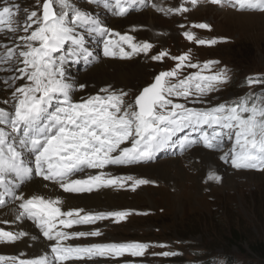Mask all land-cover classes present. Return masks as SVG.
I'll return each instance as SVG.
<instances>
[{"label":"snow or ice","instance_id":"1","mask_svg":"<svg viewBox=\"0 0 264 264\" xmlns=\"http://www.w3.org/2000/svg\"><path fill=\"white\" fill-rule=\"evenodd\" d=\"M102 6L112 15L124 17L134 0H88ZM185 2L193 7L201 0H182L178 7H152L165 15L189 12ZM221 8L227 6L238 13H264V0H207ZM23 12L24 35L20 15ZM183 27V25H181ZM210 29L207 23L194 25ZM87 29L103 37L104 55L130 58L148 54L154 45L137 42L127 33L113 32L99 17L74 0H37L32 10L17 0H0V32L12 34V39L0 43V83L10 95L0 101V208H11L19 230L0 227V244L27 243L38 236L25 230L23 223L32 221L49 242L50 252L29 258L0 254V264H68L69 261L91 260L93 257H133L145 255L149 244L141 242L92 243L73 245L68 241L97 237L101 231L72 230L76 225H93L111 218L120 222L129 215L127 210L106 212L86 211L62 196L46 193L45 183L37 186L35 177L51 182L65 193H85L102 187L135 190L154 183L132 175L118 176L105 171L110 166H127L150 161L169 145L179 143L183 150L194 144L207 149L223 150L220 157L238 170L264 171V90L247 92L243 96L207 107L206 98L230 80L229 70L217 67L219 61L193 63L190 53L172 56L174 67L160 71L151 84L144 87L134 101L129 95L111 86L97 94L74 100L73 83L64 73L65 57L57 55L70 45L68 55L91 53L84 46V36L77 29ZM118 37L112 39L111 37ZM192 41L194 35L184 32ZM223 39V38H220ZM198 45H215L217 38L196 39ZM127 45L131 51L124 47ZM167 51L152 55L153 61L168 56ZM185 68L195 69L187 75ZM17 81H23L17 86ZM249 86L264 84L262 77L247 78ZM80 88L85 85L80 84ZM183 99V103L178 102ZM189 129L182 138L177 133ZM195 134V135H193ZM226 144L230 147H225ZM86 170H96L86 173ZM209 181H220L214 171ZM6 214V215H7ZM9 223L7 219L0 221ZM27 238V239H26ZM164 257L175 252L155 253ZM224 264V261H220Z\"/></svg>","mask_w":264,"mask_h":264},{"label":"rangeland","instance_id":"2","mask_svg":"<svg viewBox=\"0 0 264 264\" xmlns=\"http://www.w3.org/2000/svg\"><path fill=\"white\" fill-rule=\"evenodd\" d=\"M17 2L22 5V8L27 7L29 10H32L37 4V0H17ZM39 2L42 4V0H39ZM181 2L182 0H134V6L130 7L129 12L124 17H117L102 6L89 3L88 0H74L76 5L89 11H95L94 14L113 32L127 33L134 37L137 42L147 41L154 45L148 54L140 53L130 58H121L119 55L105 56L104 49L100 48L103 37L101 38L95 33H89L87 29L78 28V33L84 36V46L91 55L86 59L83 56H69L70 45H66L62 52L57 53V55L65 57L63 66L69 67L68 72L73 75L71 83L74 85L72 92L74 100L79 101L89 96L102 94L101 89L111 86L113 89L127 92L129 95L126 100L132 102L143 87L152 83L155 75L175 66L177 61L171 59L172 56H179L184 53H190L193 63L200 62L202 64L205 61H219L217 67H226L230 74L228 83L222 85L218 91L209 94L206 98L207 104L193 105L189 103V107H207L209 104L215 105L231 101L249 91L259 93L264 90V84H253L251 86L247 84V78L249 77L264 78V13L259 11L238 13L227 6L221 8L211 5L207 0H201L195 7L190 2H185L189 12L182 15H165L152 7L153 3L165 9L178 7ZM150 13L158 16L157 23L152 20L149 22L145 17H142H148ZM24 19L23 12H21V31L15 34L17 38L19 35L25 34L23 32ZM199 23L209 24L210 29L194 27ZM184 32L193 33L194 39L189 41L184 36ZM12 38V34L0 32V43L9 42ZM111 38L118 39L114 36ZM211 38H217L218 42L211 46L198 45L195 42L196 39ZM124 47L127 51H131L127 45H124ZM161 51H167L169 55L161 61H153L151 56L157 55ZM95 59L99 61L115 59L121 62H136L142 65L145 68L143 69V77L137 79L140 81L138 82L141 88L133 89L137 87L136 84L131 85L132 88L131 86L128 88L115 87L113 79L105 85L91 81V78L85 76L89 75L90 64L92 63L93 66ZM191 71H195V69L185 68L183 74L187 75ZM3 75L5 73H0V76ZM22 82L17 81V86ZM80 84L85 85V87L80 88ZM1 91L0 101L10 95V90H5L2 83ZM178 102L183 103L184 101L180 99ZM0 107L6 106L0 103ZM188 132L190 130L185 129L177 133V139L182 138ZM225 147H230V145L226 144ZM195 149L212 152L224 168L221 173L213 169L214 165H208V168L200 172L197 169L190 168L188 173L192 175V180L197 172L201 174L200 177L198 176L196 188H194L196 184L194 180L184 182V185L187 184L185 185L187 188H183L172 185L173 182L170 181L168 184L166 181L159 179L158 175L159 178L154 179L155 177L138 172L140 165L145 167L158 163L163 164L166 160L171 159H178L176 161L179 166L187 168L188 164L192 162H200V158L191 154ZM223 154V150L207 149L202 144H194L182 150L179 143H176L158 151L150 161L127 166H110L105 169V171L118 176L132 175L137 178L143 176L144 179L154 181V183L140 185L135 190L130 187H102L94 189L92 192L65 193L58 186L53 189L51 182L43 181L41 177H35L34 179L41 183V187L45 183L49 184L47 190L42 189L46 193L54 191L59 196L62 193L69 196L96 194L101 198H104L105 193L111 195L124 194L127 200H133L135 203L134 208L84 207L81 205L80 208L86 211L127 210L129 215L118 223L109 218L98 220L93 225H76L72 230L91 231L98 228L101 235L79 238L68 241V243L83 245L141 242L150 245L145 250L144 256L133 257L130 253H125L120 257H93L91 260L73 261L68 264H220V261H224V264H264V258L254 251L256 245H253L258 243L264 235V171L235 169L230 162H225L220 158ZM211 170L220 176L219 182L206 179ZM95 171L86 170L85 174L89 172L94 174ZM225 173L230 174L231 179L225 177ZM144 192L150 193L152 199L154 198L153 200L156 202L152 203L146 197H142L141 193ZM163 192L166 193V197L162 198ZM180 193L184 198V205L175 202ZM8 208H0V216L3 213L2 210L6 209L8 211ZM9 216L6 215L7 220L10 221L8 224L0 222V227L5 230L13 227L11 221L14 220V216L11 214ZM0 221L3 220L0 219ZM23 227L31 234L34 233L33 235L39 236L38 240L31 241L28 239L27 243L0 244V254L19 255L24 253V258L31 257L40 251L35 249L34 243L37 241L44 244V252H50L49 242H46V239L32 221H25ZM234 231L238 235L235 239L231 236ZM163 251L175 252L177 255L168 257L154 255Z\"/></svg>","mask_w":264,"mask_h":264},{"label":"bare ground","instance_id":"3","mask_svg":"<svg viewBox=\"0 0 264 264\" xmlns=\"http://www.w3.org/2000/svg\"><path fill=\"white\" fill-rule=\"evenodd\" d=\"M133 5V4H132ZM93 14L94 12L91 11ZM95 15V14H94ZM149 16H142L145 17L147 21L150 22V20H152L154 23H157L156 20L158 19V16H156L155 14H148ZM96 16V15H95ZM136 19V18H135ZM119 20V19H118ZM140 20V19H139ZM115 21V20H114ZM126 22V21H125ZM141 23V22H140ZM109 24V23H108ZM130 24V23H129ZM144 24V23H143ZM118 25V24H117ZM107 26V25H106ZM126 26V25H125ZM132 26V25H131ZM108 27V26H107ZM117 27V26H116ZM136 28V27H135ZM150 29V28H149ZM150 34V33H149ZM153 35V34H152ZM145 36V35H144ZM139 37V36H138ZM141 37V36H140ZM139 37V38H140ZM142 40V39H141ZM99 58V57H98ZM71 60V59H70ZM96 61H94V65L92 66V63L90 64L91 66L89 67L90 70L88 71L89 75L85 76V77H89L91 78V81L96 82V83H100V84H106L108 83L111 79H113L114 83H115V87H121L123 86L124 88H128L133 84H136L137 87L133 88V89H139L141 88V86H139V79L138 77L142 78L143 77V66L139 65L138 63H128V62H121L120 60L117 61L115 59L112 60H102L99 61L98 59H95ZM141 63V62H140ZM143 64V63H142ZM64 67V73H65V77L69 82H72L71 80L72 78V74L71 72L69 73L68 70L70 69L69 67ZM71 67V66H70ZM88 70V69H87ZM146 71V70H144ZM87 73V74H88ZM91 73V74H90ZM84 77V78H85ZM89 80V79H88ZM137 80V81H136ZM139 81V82H138ZM90 82V80H89ZM91 83V82H90ZM89 83V84H90ZM87 84V83H86ZM111 84V83H110ZM98 85V84H97ZM103 85V86H104ZM108 85V84H107ZM102 86V87H103ZM114 86V85H113ZM96 87V86H95ZM98 87V86H97ZM96 87V88H97ZM93 88V87H91ZM107 88V87H106ZM132 88V86H131ZM95 89V88H94ZM123 89V88H122ZM92 90V89H91ZM128 90V89H127ZM126 91V90H125ZM132 91V89H131ZM139 91V90H138ZM2 93L1 91V83H0V94ZM7 93V92H6ZM81 94V93H79ZM85 94V93H84ZM133 94V93H132ZM3 99V98H2ZM192 155H195L194 157H198L200 158V162L199 163H195L192 162L191 164H188L187 168H183V166H179V164L177 163L176 160L178 159H171V160H166L165 163H161V164H155V165H147V166H141L138 169V172H140L141 174L144 175H149L151 177H155L154 179H162L163 181H166L169 184L170 182H173L172 185H177V186H181L183 188H187L184 185V182H190V181H195V186L194 188L197 187V180L199 179V177L201 176V174L199 173L201 170L208 168V165L213 166L216 172L221 173V171H224V168L222 166V164L219 162L220 160H218L217 157H215L212 152H207L204 150H199V149H195L191 152ZM189 161V160H188ZM194 161V160H193ZM179 163L181 164V161L179 159ZM190 168L193 169H197L199 170V172H197V174H195L193 176V180L192 175H189L188 170H190ZM122 169V168H121ZM120 169V170H121ZM125 169V168H124ZM137 170V169H136ZM228 170V169H227ZM187 171V172H186ZM212 171V170H211ZM111 172V170H110ZM119 173V171H118ZM129 173V172H128ZM133 173V172H132ZM205 173V172H204ZM120 174V173H119ZM131 174V173H130ZM159 177H158V176ZM136 176V175H135ZM199 176V177H198ZM146 177V176H145ZM225 177L231 179V175L225 173ZM143 178V176H142ZM35 181L37 182V186L41 187V183L35 179ZM201 183V182H200ZM193 184V183H192ZM193 187V185H192ZM200 187V186H199ZM193 188V189H194ZM42 189V187H41ZM59 189V188H58ZM191 189V188H190ZM188 190V189H187ZM100 191V190H99ZM165 191V190H164ZM61 192V191H60ZM117 193V192H116ZM120 193V192H119ZM182 193V192H181ZM179 194L178 198H176L175 202H179L180 204L184 205V198H182V194ZM80 195V194H78ZM166 193L163 192V194L161 195L162 198L166 197L165 196ZM170 195V194H169ZM64 198H67L71 201L72 204L76 205V206H84V207H98V206H105L108 208H121V207H128V208H134L135 203L132 200H127L126 195L124 194H119V195H111V194H104L103 197L101 198L99 196H97L96 194H90V195H80V196H69L68 194L62 193L61 195ZM131 196V195H130ZM129 196V197H130ZM142 197H146L149 201H152V203H154L155 200L152 199V195L148 192H144L141 193ZM134 197V196H133ZM145 199V198H144ZM123 204H121V203ZM156 202V201H155ZM9 207V208H8ZM8 211L6 209H3V213L0 216V219L5 220L7 219L6 214L9 213V210L11 208V205H9ZM2 209V208H1ZM101 210V208H100ZM113 210V209H112ZM93 211V210H92ZM97 211V210H96ZM1 213V212H0ZM9 216V214H7ZM10 217V216H9ZM10 222V221H9ZM12 223V221H11ZM28 223V222H27ZM8 224V223H7ZM13 227H9L7 228V231H11V230H17L18 228V224L17 223H12ZM12 226V225H11ZM7 227V226H6ZM29 229V228H28ZM34 229V228H33ZM32 229V230H33ZM26 230V229H25ZM33 232V231H32ZM34 234V233H33ZM39 237V236H38ZM42 241V240H41ZM47 242V241H46ZM45 242V243H46ZM19 245V244H18ZM35 245V249L38 250V254L41 252H44V244H42L40 241H37L34 243ZM21 246V245H20ZM26 246V245H25ZM22 247V246H21ZM20 248V247H19ZM16 250V249H15ZM29 258V257H28Z\"/></svg>","mask_w":264,"mask_h":264},{"label":"trees","instance_id":"4","mask_svg":"<svg viewBox=\"0 0 264 264\" xmlns=\"http://www.w3.org/2000/svg\"><path fill=\"white\" fill-rule=\"evenodd\" d=\"M232 238L235 239L238 237L237 232L232 233ZM254 246L256 245V249L254 251L260 256L264 258V235L263 238L256 244H253ZM258 245V246H257Z\"/></svg>","mask_w":264,"mask_h":264}]
</instances>
